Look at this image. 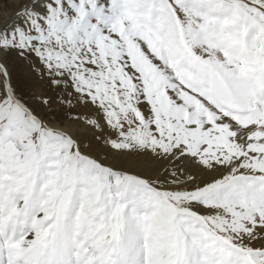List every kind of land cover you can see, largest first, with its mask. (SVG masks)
I'll use <instances>...</instances> for the list:
<instances>
[{
	"label": "snow or ice",
	"instance_id": "1",
	"mask_svg": "<svg viewBox=\"0 0 264 264\" xmlns=\"http://www.w3.org/2000/svg\"><path fill=\"white\" fill-rule=\"evenodd\" d=\"M7 2L0 264H264V0Z\"/></svg>",
	"mask_w": 264,
	"mask_h": 264
},
{
	"label": "rangeland",
	"instance_id": "2",
	"mask_svg": "<svg viewBox=\"0 0 264 264\" xmlns=\"http://www.w3.org/2000/svg\"><path fill=\"white\" fill-rule=\"evenodd\" d=\"M0 3H2V6H0V14H2L3 16L11 15V13L16 10V7H18L9 5L7 0H0ZM10 63L12 64L14 79L19 83L20 87L25 92L31 95L42 90L47 91L46 84L44 82H41L36 77L35 73L31 72L26 64L21 61H17L14 58L10 60ZM37 106L40 107L39 105ZM44 114L46 116L51 115V113L48 112H44Z\"/></svg>",
	"mask_w": 264,
	"mask_h": 264
},
{
	"label": "bare ground",
	"instance_id": "3",
	"mask_svg": "<svg viewBox=\"0 0 264 264\" xmlns=\"http://www.w3.org/2000/svg\"><path fill=\"white\" fill-rule=\"evenodd\" d=\"M4 14V13H3ZM42 84V83H41ZM43 87V86H42ZM43 91V90H42ZM78 111L80 112H89L90 109L89 108H79ZM94 150V148H93ZM101 155H104V153H101ZM110 158V157H109ZM117 163L120 164V163H123V161H120V160H117ZM185 164L187 165V167L192 171V172H195L196 171V168H195V165L191 164V162H185ZM165 166H168V165H165Z\"/></svg>",
	"mask_w": 264,
	"mask_h": 264
}]
</instances>
